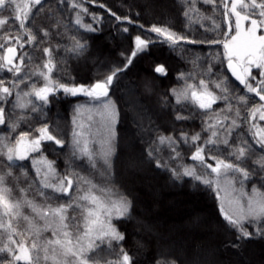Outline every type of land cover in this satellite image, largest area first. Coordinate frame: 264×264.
Segmentation results:
<instances>
[{
	"label": "snow or ice",
	"instance_id": "6c2138e0",
	"mask_svg": "<svg viewBox=\"0 0 264 264\" xmlns=\"http://www.w3.org/2000/svg\"><path fill=\"white\" fill-rule=\"evenodd\" d=\"M151 6L0 0V264H264V0ZM156 44L180 66L131 76ZM156 175L211 197L190 225L216 239L138 212Z\"/></svg>",
	"mask_w": 264,
	"mask_h": 264
},
{
	"label": "trees",
	"instance_id": "16d2710c",
	"mask_svg": "<svg viewBox=\"0 0 264 264\" xmlns=\"http://www.w3.org/2000/svg\"><path fill=\"white\" fill-rule=\"evenodd\" d=\"M126 2V0H125ZM141 4L144 3H151V7L146 8L144 10L145 18L148 20H155L159 23H166L169 21V18L172 15V9L170 7L171 0H139ZM108 3L114 7V9L118 8L119 5L122 3V0H108ZM90 7L96 8L95 5H91ZM99 10V9H97ZM94 40L93 43L95 46L100 48L101 50H113L115 48L116 43H118V39H114L112 36H109L107 29L101 33V34H93ZM127 42H125L126 44ZM165 62L167 66L171 67L172 69H175L176 67L180 66L179 56L169 51L167 45L164 44H156L152 47L151 51L143 56L139 61L136 62V67L132 70V73H130L131 76L135 77L136 75H143L146 72H149L151 70V66L154 62ZM81 75H86L90 72V67L82 66L80 68ZM175 79V73H172V76L170 79H166L163 81V86H167L171 80ZM83 99V98H81ZM151 102V101H150ZM70 115L71 113V106L67 103L57 105L53 109V115H59L60 117H63L65 113ZM153 182L156 183L155 185H161L168 189V192L162 195L164 200L170 199L174 196H184L188 198L189 200L197 201L198 204H200L201 210H194L195 214H199L200 212L205 213V215L209 218L215 217L216 212L218 209H215L213 207V201L211 197L207 196L206 194L202 193L199 189H196L192 187L191 185L186 186H171L169 184L165 183V179L159 175H156L153 179ZM139 193L141 196L142 201L144 202L143 206L149 205V198L143 193L141 189H139ZM203 210V211H202ZM138 212L141 215H145L141 209V207L138 209ZM148 218L154 223L157 221H160L163 226H167L168 224H176L180 223V221L183 218H177L173 216L169 209L164 206L163 204L158 205V208L156 211L150 212L148 214ZM164 229V228H161ZM130 233H135L137 235H140L141 229L139 226L133 230L131 227L129 228ZM186 235H189L188 233H185ZM184 235V233L180 232L177 236ZM182 237V236H181ZM133 238H136L134 235ZM255 250L258 251V246H254Z\"/></svg>",
	"mask_w": 264,
	"mask_h": 264
},
{
	"label": "rangeland",
	"instance_id": "374dc122",
	"mask_svg": "<svg viewBox=\"0 0 264 264\" xmlns=\"http://www.w3.org/2000/svg\"><path fill=\"white\" fill-rule=\"evenodd\" d=\"M151 187H145L141 185L139 189L143 191V193L149 198L150 202L148 206H141L143 213H146V208H150V212L156 211L158 205L163 204L166 206L170 213L177 217L183 218L180 223L168 224L167 226H163L160 221L154 222L159 228H164V230H170V234L174 236L177 240H183L185 242H191L194 238H203V239H216L215 236L209 237L208 234L204 230L194 231L191 229L190 218L196 215H199L201 218H208L205 213L195 214L194 210H201L200 204L197 201L189 200L184 196H174L170 199L164 200L162 197L163 194L168 192V189L161 186L155 185L153 179L150 181ZM153 198H155V202H153ZM203 211V210H202ZM180 232L184 233V235L177 236ZM188 233L189 235H186ZM140 235H144L141 230ZM258 253V251H257Z\"/></svg>",
	"mask_w": 264,
	"mask_h": 264
}]
</instances>
